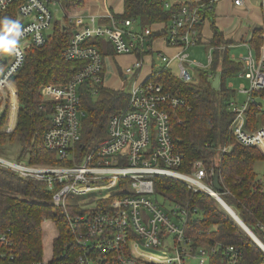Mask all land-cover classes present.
<instances>
[{
	"label": "built area",
	"instance_id": "built-area-1",
	"mask_svg": "<svg viewBox=\"0 0 264 264\" xmlns=\"http://www.w3.org/2000/svg\"><path fill=\"white\" fill-rule=\"evenodd\" d=\"M216 1H189L172 14L164 26V39L168 46L180 52L172 56L161 53L159 70L169 69L170 61L175 58L177 77L185 82L194 80L190 68L202 65L189 61L186 50L198 39L202 10ZM230 1L235 7L247 5V0ZM255 1L261 20L252 27L248 39L241 40L233 33L228 36L229 46L246 48V53H231L230 58L242 65L234 76L244 77L249 84L248 87L240 84L235 89L245 95V100H231L229 109L234 114L230 124L234 138L245 146L259 147L264 154V126L248 131L244 118L249 102H254L257 109L264 108L257 101L260 97L252 96L264 88V0ZM13 4L16 8L13 22H18L20 35H16L13 27L0 35L15 41L9 49H0L4 61L0 72V111L5 106L11 111L13 88L17 98L13 79L24 64L26 50L45 43L53 21L51 6L60 7L59 0H0V11ZM108 18L109 23L102 24L95 23L91 17L73 32L63 49L65 59H79L84 65L65 83H48L40 88L42 99L50 107L51 118L43 135L44 146L71 163H30L25 158L0 155V166L19 177L39 181L52 191L50 203L60 210L71 233L67 242L71 251L61 252L68 264H189L193 259L203 264L209 263L210 255L214 254H220L224 264H239L241 253L232 244L193 245L192 238L185 234L187 204L182 206L162 194L161 203L153 198L154 178L162 176L176 179L191 190L219 195L212 186L215 172L210 169L208 173L201 160H195L189 170L176 168L182 156L174 147L168 109L182 100L149 79L156 70L140 79L142 57L151 49L152 40L148 37L156 29L151 25L136 30L132 19H116L113 15ZM255 28L261 40L258 54L249 42ZM92 38L106 41L114 54H134L135 58L122 67L118 79V83L123 78L130 80L126 106L109 118L105 140L88 149L77 162L75 144L83 114L78 87L84 81L93 87L108 86L106 53L102 55L98 47L88 43ZM211 57L209 49L208 62ZM227 85L233 86L232 82ZM12 129L8 125L5 131ZM7 231L0 229V264H51L50 255L34 261L19 260L9 248Z\"/></svg>",
	"mask_w": 264,
	"mask_h": 264
},
{
	"label": "trees",
	"instance_id": "trees-1",
	"mask_svg": "<svg viewBox=\"0 0 264 264\" xmlns=\"http://www.w3.org/2000/svg\"><path fill=\"white\" fill-rule=\"evenodd\" d=\"M85 1L59 0L63 20L68 21L69 15ZM166 4V0H122V12L113 16L133 19L139 27L168 22L183 3ZM15 14L14 4L0 11V26L5 25L2 23L4 18L14 21ZM213 14L214 5L202 10L199 30ZM64 21L54 20L46 33L45 43L26 50L24 64L13 79L17 90V113L15 108L10 114L7 106L0 111V155H13L16 151L15 158H25L30 163H71L44 146L43 135L51 118L50 107L40 93L43 85L63 84L84 65L82 60H67L62 55L75 30L74 23ZM209 28L206 43L213 46L211 62L206 68H196L194 80L182 81L169 69H157L149 79L182 100L168 109L174 147L182 156L181 164L176 168L189 170L195 160H201L208 173L210 169L217 172L222 186L218 190L220 197L264 244V168L262 178H257L254 170L255 161L264 160V154L256 146L239 143L230 125L234 114L229 103L238 100V95L227 85V79L238 73L242 65L230 58L227 47H220L231 41L230 37L225 36L213 21ZM158 34L153 31L148 38L152 40ZM88 43L98 47L102 55L106 53L104 40L92 38ZM250 43L258 54L261 40L257 30H253ZM3 68L4 61L0 56V72ZM217 72L219 85L214 88L211 81ZM78 91L83 114L75 144L77 162L88 149L105 140L109 118L123 109L128 101V93L122 88L93 87L88 81L81 83ZM13 96H16L14 88ZM252 96L264 98V88L253 92ZM15 113V126L7 132L3 125L7 118H11L13 124ZM244 118L245 129L254 131L264 126V108L257 109L254 102H249ZM154 182L157 195H166L181 205L187 204L185 234L192 238L194 246H208L215 242L232 244L241 253L239 264H264L263 249L235 223L214 196L191 190L171 177H156ZM51 193L41 182L19 177L14 171L0 166V229L8 230L9 248L21 261H34L43 256L41 223L46 219L57 232L50 263L68 264L61 252L71 251V246L67 245L71 233L60 210L50 203ZM221 259L220 254L210 255L209 264H218Z\"/></svg>",
	"mask_w": 264,
	"mask_h": 264
},
{
	"label": "crops",
	"instance_id": "crops-1",
	"mask_svg": "<svg viewBox=\"0 0 264 264\" xmlns=\"http://www.w3.org/2000/svg\"><path fill=\"white\" fill-rule=\"evenodd\" d=\"M189 1H196V0H166L167 4H169V5L174 4V3H186ZM213 5H214V14L216 16H217V14H219L220 16H222L223 18H225L228 21H230V15H237L238 17L241 16V18H243V22H244L243 27H249L250 28L249 32L252 30V27L258 25L260 20H261V14H260L259 6L257 4V1H255V0H247V5L242 6V7L233 6L230 0H218ZM51 7L56 13L58 6L53 5ZM121 12H122V0H86L85 4L82 7L75 9L72 12V14L69 15V20L67 22L69 24L74 23V27L76 30V29L82 27L87 22H89L91 17L94 18L95 23L108 24L109 23L108 15L118 14ZM53 17H54V15H53ZM206 23H207V21H204L203 27L200 29L203 36H204V31L206 29ZM52 24H53V21H52ZM166 24H167V22H165V21L155 22V23L151 24V25H153V27L156 29V31L159 34L152 39L150 51L147 52L146 54H144L142 57L144 66H143L141 74H140V79H142V77L147 75V73L149 71L157 70V69L161 68L162 61H161V64H156L154 62V54H157L159 56V59H160L161 53L165 54L167 56H172L175 53L180 52L178 49H176L174 47H170L166 44L165 39H164L165 33L163 31V30H165L164 26ZM133 26H134V29H136V30L143 29L144 27H146V26L139 27L138 25H136V23H134ZM147 26H149V25H147ZM75 30H73V32ZM254 30H257V28H255ZM239 32L242 33V30H239ZM231 34L232 33H230V35ZM230 42L231 41H228L227 43L224 44V46L227 47L230 54L235 53V52H231L232 49L240 48L243 46V45L227 46V44ZM201 43H206V41L204 40V37H203V42H201ZM104 50L106 51V54H105L106 71H107L106 81L112 80V75L114 73L121 74L122 67L124 65H126L127 63L133 61L135 58L134 54H114V53H112V51H111L110 47L108 46V44L106 43V41L104 43ZM207 59H208V56H207ZM207 63H208V61H207ZM170 65L175 66V68L177 70V60L175 58L172 59V61H170V63H169V70L171 71ZM196 68L197 67H193L190 69H196ZM172 73H174V72H172ZM193 76L195 77V75H193ZM15 95H16V93H15ZM11 107H12L11 111L8 110L9 113L12 114L14 112L15 108H16V113H17L18 102L16 101V96H13V98H12V106ZM16 113H15L13 124L11 123V121H9V122L6 121V125L8 123V125H11L14 128L15 122H16Z\"/></svg>",
	"mask_w": 264,
	"mask_h": 264
},
{
	"label": "rangeland",
	"instance_id": "rangeland-1",
	"mask_svg": "<svg viewBox=\"0 0 264 264\" xmlns=\"http://www.w3.org/2000/svg\"><path fill=\"white\" fill-rule=\"evenodd\" d=\"M52 13L54 15L53 17V22L54 20H59L60 23H63V11L60 7H58L56 13L54 10H52ZM213 21L220 30L223 31L225 36H229L230 33H233L234 36H236V38L240 37L242 38V40L246 41L249 37V27H243L244 26V22H243V18L238 17L237 15H230V21L226 20L225 18H223L222 16H220L219 14H217V16L215 14H213L211 16L210 19L207 20L206 23V29L204 31V40L206 41L207 38L210 36V28H209V24L210 22ZM64 23H68L67 20L66 22L64 21ZM12 24H5L0 26V35L5 34L7 31H9L10 29H12ZM239 30H242V33L238 32ZM235 38V37H234ZM224 45V44H222ZM209 44L207 43H197L195 45H191L187 50L186 53H188V60L189 61H193V62H197L203 66H201L200 68H206L208 66V50H209ZM231 52H235L237 55H239L240 53H246V48L244 46L240 47V48H236V49H232ZM154 62L156 64H161V60L159 59V56L157 54H154ZM170 69L172 72H174L175 74H177L178 70H176L175 66L170 65ZM191 73L195 76H197L196 73V69H190ZM237 74V73H236ZM119 73H114L112 75V80H108L106 81V84L108 86L111 87H120L122 88L124 91L128 90V84H130V80L129 79H124L122 82L118 83V79H119ZM235 75V74H234ZM231 76L227 79V82H232L233 86L231 88L233 89H238L240 84H243L245 87H248V81L244 78V77H240V76ZM238 95V99L240 101H244L245 100V95L241 94L239 92H237ZM257 101L259 103H261L262 107H264V98H258ZM11 104L9 103V106ZM11 121V118L8 119V122ZM8 126V123L6 125V123L3 125V129L6 130V127ZM258 149L260 150V148L258 147ZM13 149H10L9 152H12ZM15 153L16 151H13V155H4L1 154L5 157H8L10 159H15ZM264 168V160L259 159L257 161H255L254 163V170L256 172L257 178H262V171ZM213 186V185H212ZM214 188V187H213ZM236 223V222H235ZM237 224V223H236ZM239 226V225H238ZM41 227H42V250H43V255H51L53 252V243H54V238L57 236V232L55 231V229L53 228V226L50 224V222L48 220H43L41 223ZM189 264H200L198 263L197 259H193L192 261L189 262ZM203 264H209L207 262L203 263ZM218 264H223V260H219Z\"/></svg>",
	"mask_w": 264,
	"mask_h": 264
},
{
	"label": "water",
	"instance_id": "water-1",
	"mask_svg": "<svg viewBox=\"0 0 264 264\" xmlns=\"http://www.w3.org/2000/svg\"><path fill=\"white\" fill-rule=\"evenodd\" d=\"M211 83H212V86L214 87V88H217L218 87V85H219V73H216L215 75H214V78H213V80L211 81ZM212 185H213V187H214V190L215 191H218V190H220L221 188H222V186H221V184H220V181H219V177H218V173L217 172H215L214 174H213V176H212ZM214 197L217 199V201L220 203V205L223 207V205L221 204L222 202H224V200L218 195V194H216V195H214ZM226 205H228L227 203H226ZM229 206V205H228ZM225 210V209H224ZM226 211V210H225ZM230 215V214H229ZM231 216V215H230ZM232 217V216H231ZM239 218V217H238ZM232 219H233V217H232ZM240 219V218H239ZM234 220V219H233ZM235 221V220H234ZM240 221H242L241 219H240ZM236 222V221H235ZM242 224L244 225V227L243 226H241V225H239L238 223H237V225H239V227H241V229H243L244 231H246L251 237H252V239L264 250V244L259 240V238L250 230V228L247 226V225H245L244 223H243V221H242Z\"/></svg>",
	"mask_w": 264,
	"mask_h": 264
},
{
	"label": "bare ground",
	"instance_id": "bare-ground-1",
	"mask_svg": "<svg viewBox=\"0 0 264 264\" xmlns=\"http://www.w3.org/2000/svg\"><path fill=\"white\" fill-rule=\"evenodd\" d=\"M167 5H169V4H167ZM170 6V5H169ZM133 20V19H132ZM135 23V21L133 20V24ZM150 26V25H149ZM147 27V26H146ZM199 29V28H198ZM258 31V30H257ZM201 36H203L202 35V32H201V30H199V34H198V39H197V41H196V43L195 44H197V43H201L202 41H203V37H202V39H201ZM249 42H250V39H249ZM194 44V45H195ZM229 44V43H228ZM227 44V46H229ZM252 45V44H251ZM190 47V46H189ZM188 47V48H189ZM220 47L221 48H224L225 46L224 45H220ZM187 48V49H188ZM209 49L211 50V55H212V49H213V46H209ZM211 62V61H210ZM210 62H208V65L210 64ZM218 73V72H217ZM154 197L153 198H155V200L158 202V203H161V201H162V197H161V195H157V194H154L153 195ZM180 204V203H179ZM222 205H223V208L226 210V212L228 213V214H230L232 217H233V219L236 221V223H238L239 225H241V226H243L244 227V225L242 224V221H240V219L238 218V216H237V214H236V212L230 207V206H228V205H226V202L224 201V202H222L221 203ZM183 206V205H182Z\"/></svg>",
	"mask_w": 264,
	"mask_h": 264
},
{
	"label": "clouds",
	"instance_id": "clouds-1",
	"mask_svg": "<svg viewBox=\"0 0 264 264\" xmlns=\"http://www.w3.org/2000/svg\"><path fill=\"white\" fill-rule=\"evenodd\" d=\"M2 23L4 24H12L13 28H15L16 31V35H20L19 33V24L18 22H13L11 20H9L8 18H4V20L2 21ZM15 44V41H9L7 39V37H0V49H9L10 47H12Z\"/></svg>",
	"mask_w": 264,
	"mask_h": 264
}]
</instances>
